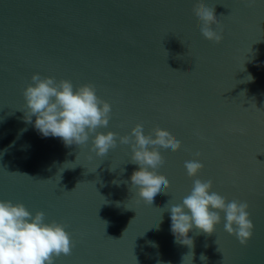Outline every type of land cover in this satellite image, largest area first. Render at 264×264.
<instances>
[{
	"label": "water",
	"instance_id": "water-1",
	"mask_svg": "<svg viewBox=\"0 0 264 264\" xmlns=\"http://www.w3.org/2000/svg\"><path fill=\"white\" fill-rule=\"evenodd\" d=\"M205 3L220 43L201 33ZM34 73L93 84L112 106L97 131L117 133L116 147L97 156L91 138L66 146L40 135L22 110ZM137 123L150 139L181 141L161 153L170 187L155 208L131 185L143 169L119 142ZM193 159L204 165L197 177L185 168ZM197 178L249 204L246 245L223 212L215 232L189 233L193 247L175 241L168 208ZM0 199L65 226L73 247L55 264H264V0H0Z\"/></svg>",
	"mask_w": 264,
	"mask_h": 264
},
{
	"label": "clouds",
	"instance_id": "clouds-1",
	"mask_svg": "<svg viewBox=\"0 0 264 264\" xmlns=\"http://www.w3.org/2000/svg\"><path fill=\"white\" fill-rule=\"evenodd\" d=\"M196 16L201 22V33L207 40L223 41V27L215 7L202 4ZM247 79L252 81L254 77L249 74ZM31 81L23 90L25 107L22 110L25 121L31 123L40 135L59 137L66 146L86 145L91 138V151L97 156H104L116 147L117 133L97 131L109 124L112 106L97 95L93 84L74 87L68 79L57 81L40 73H34ZM119 142L131 146V162L143 169L142 173H132L131 185L142 193L147 205L155 208L159 198L170 187L169 180L160 175L167 167L161 153L179 150L181 141L164 131L150 139L143 124L137 123L130 134L119 136ZM203 167L197 159L185 161L190 177H197ZM212 188L211 180L197 178L182 203L168 208L175 241L193 247L194 240L189 233L194 228L208 234L215 232L223 212L225 230L246 245L254 229L249 204L239 200L229 202ZM72 247L70 233L62 223L55 220L45 222L43 211L33 214L22 202L0 199V264H55L56 257L70 254ZM201 258L205 259L204 256Z\"/></svg>",
	"mask_w": 264,
	"mask_h": 264
}]
</instances>
